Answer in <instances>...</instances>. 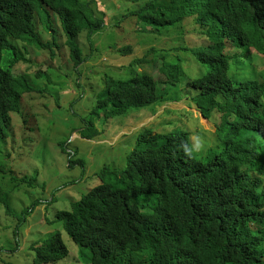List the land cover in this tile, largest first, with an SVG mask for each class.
Wrapping results in <instances>:
<instances>
[{
	"label": "trees",
	"instance_id": "trees-1",
	"mask_svg": "<svg viewBox=\"0 0 264 264\" xmlns=\"http://www.w3.org/2000/svg\"><path fill=\"white\" fill-rule=\"evenodd\" d=\"M97 12L96 0H0V137L6 138L23 96L38 92L14 72L23 60L15 42L48 48L37 25L43 22L50 31L55 16L78 66L85 58L79 35L90 41L103 25ZM128 16L151 33L187 23L198 39L199 70L183 68L181 58L166 60L162 49V62H156L163 78L141 71L129 79H105L81 136L99 135L95 117L108 121L177 102L179 89L214 125L223 146L204 156L185 130L144 126L124 169L100 170L98 182L49 222H61L86 264H264V0H145ZM3 51L9 52L6 67ZM149 62L147 55L129 64ZM33 179L15 178L25 185ZM30 248L33 264H54L68 254L59 232Z\"/></svg>",
	"mask_w": 264,
	"mask_h": 264
},
{
	"label": "rangeland",
	"instance_id": "rangeland-1",
	"mask_svg": "<svg viewBox=\"0 0 264 264\" xmlns=\"http://www.w3.org/2000/svg\"><path fill=\"white\" fill-rule=\"evenodd\" d=\"M144 1L96 0V14L102 17L103 25L90 41L79 35L85 58L78 66L70 58L66 37L55 16L50 19L52 30L48 31L43 22L37 25L38 35L48 48L15 42L23 60L15 64L14 72L25 75L38 92L23 96L22 108L13 115L6 138L0 137V164L4 167L0 172V200L5 199L7 210L14 213L10 216L0 202V264H33L30 246H41L53 232L61 234L68 249L67 256L54 264H86L85 255H78L79 248L69 240L61 222L49 220L57 210L68 208L91 189L98 182L100 170L124 169L136 133L144 126L164 133L183 129L189 133L193 148L204 156L208 150L222 148L214 125L201 116L185 92L181 96L179 89L174 90L179 94L177 102L133 109L108 121L102 115L95 117L99 135L92 139L81 136L105 79H129L141 71L163 78L157 63L162 62V49H166V60L181 58L183 68L199 70L195 64L198 39L187 23L151 33L149 27L126 17ZM126 46L130 48L127 52L123 49ZM150 48L155 50L151 53ZM8 54L2 53L3 67L7 66ZM147 55L149 63L129 64ZM162 114L174 119H159ZM24 175L27 179L34 177L31 185L15 180ZM32 204V211L21 219L22 211Z\"/></svg>",
	"mask_w": 264,
	"mask_h": 264
}]
</instances>
